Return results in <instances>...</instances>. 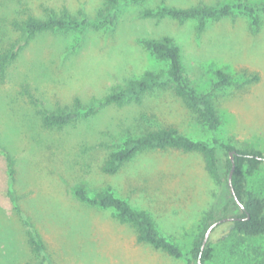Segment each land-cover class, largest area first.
I'll list each match as a JSON object with an SVG mask.
<instances>
[{
  "label": "rangeland",
  "instance_id": "374dc122",
  "mask_svg": "<svg viewBox=\"0 0 264 264\" xmlns=\"http://www.w3.org/2000/svg\"><path fill=\"white\" fill-rule=\"evenodd\" d=\"M234 0H146L128 3L113 27L50 31L29 40L0 78V148L15 160L17 201L45 242L51 264H188L148 243L139 242L133 226L113 209L79 200L112 187L135 208L148 210L160 231L189 251L208 213L232 196L225 179L213 172L201 153L148 150L117 174L102 171L109 153L130 134L146 127L177 125L193 139L211 132L171 90H153L141 104L107 106L63 128L46 127L39 108L56 109L101 99L145 71H160V61L141 44L143 38L171 36L181 47L185 74L200 93L210 91L223 70L236 83L257 74L259 80L213 91L221 138L235 146L264 151V14L258 30L242 13L208 22L198 32L196 20L142 18L147 7H190ZM262 3L264 0H247ZM105 0H0V50L26 42L13 21L44 17L46 8H64L94 16ZM218 171L224 178V168ZM7 162L0 154V264L37 262L27 229L7 194ZM249 188L264 198V164L249 176ZM239 214L234 207L229 216ZM217 225L209 236L213 257L205 264H264V235L250 237ZM197 264V263H195Z\"/></svg>",
  "mask_w": 264,
  "mask_h": 264
},
{
  "label": "trees",
  "instance_id": "16d2710c",
  "mask_svg": "<svg viewBox=\"0 0 264 264\" xmlns=\"http://www.w3.org/2000/svg\"><path fill=\"white\" fill-rule=\"evenodd\" d=\"M144 1L146 0H105V6L94 16L84 11L73 14L67 8L57 11L48 7L44 17L27 15L20 20L13 21V26L21 33L26 42L19 45L11 43L0 50V78L6 77L9 65L19 57L26 43L38 34L57 30L84 31L88 27L94 29L113 27L117 24L119 13L123 7L128 3ZM236 13L247 15L251 19L252 29L256 31L261 23V15L264 14V2L251 3L247 0H234L215 5L200 3L190 7H178L165 3L157 7L144 8L139 15L142 18H153L157 21L167 17L179 21L194 19L197 23V31L202 32L209 21H219ZM141 44L156 59L166 62L167 68L158 72L148 70L139 77L129 78L126 83L91 103H83L81 98L77 97L72 107L56 109L41 107L38 111L44 126L63 128L80 118L90 117L107 106L122 107L131 103L141 104L146 94L153 90H171L180 98L197 116L199 122L211 132L210 140L193 139L183 133L177 125L146 127L140 134H130L116 149H113L101 168L104 173L115 175L138 154L148 150H178L203 154L209 160L213 172L218 177L220 176L219 181L223 182L225 179L233 199L231 204L213 209L208 213L203 221V228L189 251L185 252L179 244L163 234L148 210L135 208L127 199L117 196L112 187L100 189L92 196L85 186L80 185L76 188L75 195L82 202L92 206L113 209L121 222L128 223L135 228L139 242L148 243L174 258L185 259L188 264H198L199 260L205 264L206 260L213 257V247L209 241L203 248L206 233L213 223L229 216L232 207L239 212L235 215L238 219L231 221L234 230L250 237L264 235V198L249 188V176L255 174L264 164V151L255 147L239 148L225 142L218 131L221 118L213 100L214 90L233 84L244 87L258 81L259 76L252 74L245 81L236 83L231 74L218 70L217 80L212 89L200 93L185 74L181 47L174 38L171 36L143 38ZM231 151H234L236 163L232 183L243 207L235 199L229 184V175L233 166ZM0 154L6 158L7 162V194L26 226L29 244L38 258L37 262L24 264H51L44 240L17 201L15 160L3 148H0ZM220 166L224 168V178L218 171Z\"/></svg>",
  "mask_w": 264,
  "mask_h": 264
},
{
  "label": "water",
  "instance_id": "95a60500",
  "mask_svg": "<svg viewBox=\"0 0 264 264\" xmlns=\"http://www.w3.org/2000/svg\"><path fill=\"white\" fill-rule=\"evenodd\" d=\"M230 156H231V160H232V163H233V166H232V169L230 171V175H229V184H230V188H231V191L235 197V199L238 201V203L240 204L241 207H243V204L241 203V201L239 200L236 192H235V189H234V186H233V183H232V177H233V173L236 169V163H235V156H234V151H231L230 152ZM235 219H238V217H235V216H227L225 218H222L218 221H216L215 223H213L207 233H206V236H205V239H204V243H203V248L205 247L206 243L208 242V239H209V236H210V233L212 232V230L219 224L221 223H224V222H228V221H233ZM198 264H203V262L201 260H199Z\"/></svg>",
  "mask_w": 264,
  "mask_h": 264
}]
</instances>
